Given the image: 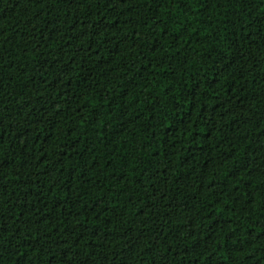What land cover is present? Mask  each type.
<instances>
[{
	"label": "trees",
	"instance_id": "16d2710c",
	"mask_svg": "<svg viewBox=\"0 0 264 264\" xmlns=\"http://www.w3.org/2000/svg\"><path fill=\"white\" fill-rule=\"evenodd\" d=\"M0 264H264V0H0Z\"/></svg>",
	"mask_w": 264,
	"mask_h": 264
}]
</instances>
